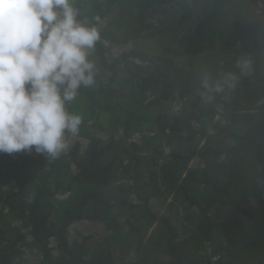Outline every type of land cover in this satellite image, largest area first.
I'll return each mask as SVG.
<instances>
[{
  "label": "trees",
  "instance_id": "16d2710c",
  "mask_svg": "<svg viewBox=\"0 0 264 264\" xmlns=\"http://www.w3.org/2000/svg\"><path fill=\"white\" fill-rule=\"evenodd\" d=\"M73 6L101 21L95 84L66 104L82 123L59 156L0 154V264H204L218 238L223 264H264V0ZM242 56L253 66L234 89L197 93ZM92 222L107 223L98 240L70 244Z\"/></svg>",
  "mask_w": 264,
  "mask_h": 264
},
{
  "label": "clouds",
  "instance_id": "9594fccd",
  "mask_svg": "<svg viewBox=\"0 0 264 264\" xmlns=\"http://www.w3.org/2000/svg\"><path fill=\"white\" fill-rule=\"evenodd\" d=\"M79 15L73 0H0V154L35 151L55 158L68 146L66 133H78L82 117L66 104L81 87L95 84L89 57L101 38L100 18L89 26ZM252 66L242 56L239 74L205 73L200 95L211 101L234 89Z\"/></svg>",
  "mask_w": 264,
  "mask_h": 264
},
{
  "label": "rangeland",
  "instance_id": "374dc122",
  "mask_svg": "<svg viewBox=\"0 0 264 264\" xmlns=\"http://www.w3.org/2000/svg\"><path fill=\"white\" fill-rule=\"evenodd\" d=\"M171 9V8H169ZM174 13L172 16L174 15H177L179 16L180 12L178 13V10H175V9H171ZM158 18H155L154 21H155V24L158 25ZM160 21H163V15L161 16V20ZM157 22V23H156ZM162 44H166V42L163 40H161V44H159L158 42L156 41H152V40H146V41H142L140 42V45L137 46L143 50H152L154 49L157 50V49H160V47L162 46ZM123 49H126L128 50V48H123ZM138 49V48H137ZM112 53H113V57H116V56H120L122 55L121 52H122V49H117V48H114L111 50ZM91 59V57H89ZM200 89H198V94L200 95ZM147 101H150V98H147ZM180 105L177 104V103H173L171 105V109L173 111H177L178 109H180L179 107ZM212 107H207L203 104L200 105V113L202 114L203 117H205V120H206V113L205 112H208V111H211ZM169 110V109H168ZM153 133V132H152ZM192 166V165H191ZM119 182L117 183H114L113 187H111V191L112 190H115L116 187H119ZM122 197V196H121ZM163 207H166L167 208V205H164ZM163 209V208H162ZM163 213H165V208L162 210ZM214 211V210H212ZM212 211H209V212H212ZM106 225L107 223L104 222V223H99V222H92V223H83V224H77L76 226H74L69 234V241H70V244L72 243H75V242H78L82 239V237H91L93 236V240H98V237L104 232L103 230L106 229ZM217 245L221 246L224 241H222V239L218 238V243L215 242Z\"/></svg>",
  "mask_w": 264,
  "mask_h": 264
},
{
  "label": "built area",
  "instance_id": "2783aa9c",
  "mask_svg": "<svg viewBox=\"0 0 264 264\" xmlns=\"http://www.w3.org/2000/svg\"><path fill=\"white\" fill-rule=\"evenodd\" d=\"M216 243L212 240H209L203 246L202 251L200 254H203L205 257L204 264H223L224 257L222 251H217Z\"/></svg>",
  "mask_w": 264,
  "mask_h": 264
},
{
  "label": "crops",
  "instance_id": "0c3cea01",
  "mask_svg": "<svg viewBox=\"0 0 264 264\" xmlns=\"http://www.w3.org/2000/svg\"><path fill=\"white\" fill-rule=\"evenodd\" d=\"M152 228L149 230V232H151Z\"/></svg>",
  "mask_w": 264,
  "mask_h": 264
}]
</instances>
